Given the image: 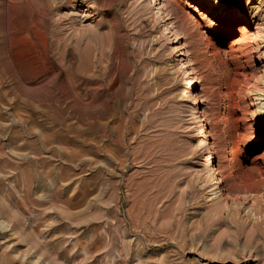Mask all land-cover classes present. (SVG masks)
Here are the masks:
<instances>
[{
    "label": "rangeland",
    "instance_id": "1",
    "mask_svg": "<svg viewBox=\"0 0 264 264\" xmlns=\"http://www.w3.org/2000/svg\"><path fill=\"white\" fill-rule=\"evenodd\" d=\"M46 1L0 0V264H264V0Z\"/></svg>",
    "mask_w": 264,
    "mask_h": 264
},
{
    "label": "bare ground",
    "instance_id": "2",
    "mask_svg": "<svg viewBox=\"0 0 264 264\" xmlns=\"http://www.w3.org/2000/svg\"><path fill=\"white\" fill-rule=\"evenodd\" d=\"M48 1V3H49V7L51 8L52 6L50 5V2H49V0H47ZM46 1V2H47ZM62 6V5H61ZM46 7H48V5H46ZM48 7V8H49ZM196 9H198V10H203V11H205L206 13H212L213 14V17L214 18H216V19H222V18H226V16H225V14H223V13H216V12H214L210 7H207V6H201L200 8L198 7H195ZM49 10V9H48ZM43 11H45V9H43L42 10V12ZM46 12V11H45ZM43 14H46V13H43ZM243 17V16H242ZM236 43L238 44V43H240V40L238 39V40H236ZM258 49L259 50H261L260 51V56L262 57V61H263V63H264V44H261V43H259L258 44ZM259 56V57H260ZM186 95V94H185ZM196 120H195V122L193 123V126L194 127H197V126H200V127H202L203 126V121L200 119V117L199 116H197L196 118H195ZM215 169H214V167L213 166H211L210 167V172H208L207 173V175H208V178L207 179H210V181H213L214 183H215V185H214V187H213V189H215V188H217V187H219V181H218V179H216V177L214 176V174H215ZM212 194H218V191H213L212 192ZM258 201V200H257ZM248 208V210H249V208L251 209V207H247ZM253 209V208H252ZM252 211V210H251ZM258 211V210H257Z\"/></svg>",
    "mask_w": 264,
    "mask_h": 264
}]
</instances>
